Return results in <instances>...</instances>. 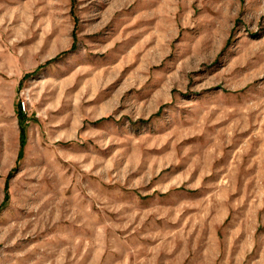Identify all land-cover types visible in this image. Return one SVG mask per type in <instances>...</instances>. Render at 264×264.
<instances>
[{"label": "rangeland", "instance_id": "374dc122", "mask_svg": "<svg viewBox=\"0 0 264 264\" xmlns=\"http://www.w3.org/2000/svg\"><path fill=\"white\" fill-rule=\"evenodd\" d=\"M0 264H264V0H0Z\"/></svg>", "mask_w": 264, "mask_h": 264}]
</instances>
